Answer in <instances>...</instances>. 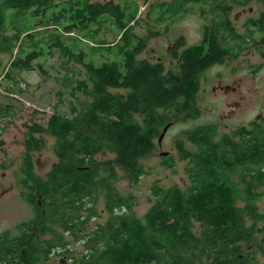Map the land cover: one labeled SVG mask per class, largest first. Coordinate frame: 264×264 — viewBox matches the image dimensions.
<instances>
[{"label": "trees", "instance_id": "1", "mask_svg": "<svg viewBox=\"0 0 264 264\" xmlns=\"http://www.w3.org/2000/svg\"><path fill=\"white\" fill-rule=\"evenodd\" d=\"M0 1V51L18 44L17 53L24 54L11 63L12 68L31 67L38 54L22 49L20 31L5 34V10L27 12L40 18V25L47 20L65 33L88 29L109 17L125 33L117 61L95 65L84 61L83 52L64 53L84 68L86 77L77 81L75 91L86 99H77L80 108L69 104L72 117L53 113L45 126L29 128L23 169L30 183L28 200L40 215L19 225L16 234L0 235V264H49L53 255L66 254L70 264H264V234L258 238L255 226L246 225L247 217H258L252 202L264 185V127L243 126L218 141L210 127L196 128L188 139L197 149L189 152L179 146L181 157L189 162L188 186L184 191L155 188L154 203L143 219L134 216L132 201L120 196L107 178L96 179L100 171L113 175L118 167L136 180L143 174L140 161L155 150L162 128L173 120L200 115L199 78L210 65L204 46L185 49L177 71L165 72L161 63L136 59L144 43L132 41L135 36L128 28L133 15L127 17L112 1ZM57 44L56 38L53 45ZM221 56L220 49L218 59ZM45 134L55 140L57 163L42 180L32 172L29 152L42 149ZM102 154L112 158L98 161ZM99 188L109 217L88 228L96 217ZM239 200L248 204L239 207ZM86 210L89 214L84 215ZM64 235L73 237L83 250H74Z\"/></svg>", "mask_w": 264, "mask_h": 264}, {"label": "rangeland", "instance_id": "2", "mask_svg": "<svg viewBox=\"0 0 264 264\" xmlns=\"http://www.w3.org/2000/svg\"><path fill=\"white\" fill-rule=\"evenodd\" d=\"M53 1L60 3L67 0ZM90 1L100 3L112 1L114 5L124 9L127 17L133 15L128 28L135 36L132 41L137 44V38H141L145 44L143 51L136 59L148 60L154 64L160 57L165 72L177 71L180 59L163 58L165 46L173 43L178 37L192 44L198 40V31H202L200 27L202 16L199 13L202 4H198L195 0ZM1 3L2 1L0 5ZM250 5L238 3L229 13L230 20L235 22L234 29L239 34L245 31L246 34L253 33V29L247 26H251L252 19H260L258 15L249 13ZM53 12H57V9ZM238 13L240 15L236 19ZM39 21H41L40 18H35L27 12L15 14L5 10V34L11 35L16 30L20 31L22 49L25 52L34 51L38 55L32 61L31 67L12 68L11 63L18 57L24 56L17 53L18 44L13 45L15 47L11 51H0V235L5 232L10 235L16 234L19 225L40 215V212L36 213V207L28 200L30 183L23 169L24 161L27 159L24 143L30 131L29 128L34 124L45 126L53 113L72 117L69 104L74 103L76 108H80L81 103L77 99H86L75 91L77 81L86 77L84 68L64 53L68 50L76 56L79 52H83L85 62L90 61L98 65L120 59L118 48L124 43L125 33L109 17L99 25H93L85 30L75 28L70 33L62 32L55 23H47V20H43L44 24L40 25ZM48 24L49 26L44 28ZM155 30L159 32L154 33ZM162 33H167L168 39ZM56 38L60 42L59 45H53ZM189 46L191 45L184 48ZM242 51L243 54L238 53L233 56L237 59L231 61L237 68L232 78L226 75L223 67L200 75V90L197 97L200 115L193 120L177 119L174 124L169 123L171 126L161 141L162 147L158 148L156 142L155 150L141 159L140 166L143 169L141 176L136 180H130L128 173L118 167L114 168L113 175L105 170L99 172L96 179L107 178V182L120 196L132 201L131 211L136 218L143 219L152 207L155 188L178 187L184 191L188 186L189 178L186 168L189 162L181 157L179 146L189 152L197 149L188 139L191 132L206 126L211 128L214 141H218L224 135L232 137L238 124L246 125L262 109L264 48L249 46ZM249 51L254 52L252 57ZM243 62L245 66L248 62L255 64V74L249 75L246 70L242 71ZM8 72H10L9 75ZM217 72H221L222 77L217 78ZM235 76L242 79L238 91L227 96L221 94L218 85L231 84ZM65 79H68L66 86H64L67 82ZM213 87L216 91H211ZM109 90L112 93L127 94L126 90ZM240 96L244 97V102L238 109L234 101H240ZM230 109H234L233 117L230 120L223 119L221 116ZM134 120L142 123L139 116H135ZM42 141L44 143L42 149L29 152V156L33 174L44 180L57 163V159L52 150L54 138L45 134ZM162 152H166L167 155H161ZM109 158H111L110 155L102 154L96 159L104 161ZM254 199L252 205L257 207L258 217H247L246 225L249 227L254 225L258 230L255 235L260 238L264 234L261 231L264 228V185L257 190V196ZM237 202L239 207L246 206L240 203L244 200ZM94 209L96 217L89 221L88 228H92L96 223L103 224L109 217L101 188L97 191ZM87 214L89 210L84 212V215ZM56 232L60 234L62 231L56 229ZM45 237L50 238L48 235ZM64 237L74 250L78 252L83 250L81 245L73 242V237L70 235H64ZM256 258L261 260L259 254H256ZM49 264H70V256L68 254L63 257L53 255Z\"/></svg>", "mask_w": 264, "mask_h": 264}, {"label": "flooded vegetation", "instance_id": "3", "mask_svg": "<svg viewBox=\"0 0 264 264\" xmlns=\"http://www.w3.org/2000/svg\"><path fill=\"white\" fill-rule=\"evenodd\" d=\"M198 4H202V8L199 10L200 15V27L202 29L201 32L198 31L199 37L196 42L189 44L187 41L184 42V38L178 37L173 43H169L165 46V52L163 58H167L172 60L173 58H180L183 54V51L189 47H202L204 46L203 55L206 60V56L209 58L206 63H210L205 69L201 72V76L204 73H209L211 71H217L218 68L223 67L226 71V75L232 78L237 68L231 63L232 60H236L233 56L243 54L242 50H245L249 46L258 47V49L264 48V0H195ZM238 3L240 5L251 4L248 11L251 14L258 15L260 17L259 20H251V26H247L248 28L253 29V33L246 34L245 31L242 34H239L235 31L233 24L229 18V13L233 11V7L237 6ZM195 5V4H194ZM199 8V7H198ZM240 13L236 14V19L238 18ZM158 30H155L154 33H158ZM164 34V33H162ZM168 39V34H164ZM143 42L141 38H137L138 42ZM212 42V43H211ZM144 43V42H143ZM211 43V44H210ZM183 44V45H182ZM187 45H191L187 48ZM145 46V44H144ZM143 46V49H144ZM184 48V49H183ZM238 48V50H237ZM220 49L222 50V56L218 59L220 54ZM227 50V54L224 50ZM242 49V50H241ZM143 51V50H142ZM250 56L254 55V52L249 51ZM176 56V57H174ZM179 59V60H180ZM178 60V61H179ZM147 61L148 60H141ZM150 63V62H149ZM163 63L162 58H157V63ZM153 64V63H151ZM242 64V63H241ZM255 64H248L245 66V62H243L241 66V70L245 71L249 75L255 74ZM217 78L222 77L221 72H217ZM242 79L236 78V76L232 79V83H224L219 84L218 88L221 91V94L227 96L229 94L236 93L240 86ZM234 84V85H233ZM211 91H216V88H211ZM244 102V97L240 96V101H234V105L236 108H240L241 104ZM229 105V104H228ZM230 107V106H229ZM262 109L258 112L252 120L248 121L246 125L243 123L238 124L236 129L240 127H250L251 129H255L258 127H264V103L261 105ZM234 109H230L226 113H224L221 117L226 120H230L234 115ZM194 116L189 117L188 119L193 120ZM187 119V120H188ZM177 120H173L171 123H175ZM255 135V130L253 131V136ZM162 147V143L158 148ZM241 204L247 205L248 202H240ZM239 204V202H236ZM247 251V248L242 249V253Z\"/></svg>", "mask_w": 264, "mask_h": 264}, {"label": "water", "instance_id": "4", "mask_svg": "<svg viewBox=\"0 0 264 264\" xmlns=\"http://www.w3.org/2000/svg\"><path fill=\"white\" fill-rule=\"evenodd\" d=\"M170 126H171V124L168 123L162 128L161 133H160V135H159V137L157 139V144H159V145L161 144V141L164 138V136H165L167 130L170 128ZM161 155L166 156L167 153L166 152H162Z\"/></svg>", "mask_w": 264, "mask_h": 264}, {"label": "bare ground", "instance_id": "5", "mask_svg": "<svg viewBox=\"0 0 264 264\" xmlns=\"http://www.w3.org/2000/svg\"><path fill=\"white\" fill-rule=\"evenodd\" d=\"M1 2V1H0ZM85 2V1H84ZM51 6V5H50ZM2 10V9H1ZM159 21H160V19H159ZM95 22V21H94ZM158 22V21H157ZM178 22V21H177ZM99 23V22H98ZM99 25V24H98ZM54 33V32H53ZM54 37H56V36H54ZM212 43V42H211ZM210 43V44H211ZM58 45V44H57ZM35 46V45H34ZM15 100V99H14ZM1 116V115H0ZM112 158V157H111ZM87 167V166H86ZM27 174V173H26ZM105 182V181H104ZM102 183V182H101ZM253 224V223H252ZM258 231V230H257ZM250 232V231H249ZM71 263V262H70Z\"/></svg>", "mask_w": 264, "mask_h": 264}]
</instances>
